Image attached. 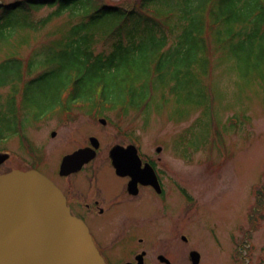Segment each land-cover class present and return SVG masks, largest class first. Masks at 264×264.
Listing matches in <instances>:
<instances>
[{
    "label": "trees",
    "instance_id": "1",
    "mask_svg": "<svg viewBox=\"0 0 264 264\" xmlns=\"http://www.w3.org/2000/svg\"><path fill=\"white\" fill-rule=\"evenodd\" d=\"M167 1L137 0L130 8L104 0L0 3V145L18 135L36 155L26 128L57 112L70 118L78 109L96 118L117 111L122 117L150 111L160 99L170 118L171 110L183 114L197 101L213 54L236 36L249 37L242 48L262 39L264 0ZM44 5L69 11V19L61 34L50 31L48 42L27 57L21 50L30 38L17 32L45 28L53 14L31 17ZM102 41L109 51L96 50ZM262 193L254 207L264 210Z\"/></svg>",
    "mask_w": 264,
    "mask_h": 264
},
{
    "label": "rangeland",
    "instance_id": "2",
    "mask_svg": "<svg viewBox=\"0 0 264 264\" xmlns=\"http://www.w3.org/2000/svg\"><path fill=\"white\" fill-rule=\"evenodd\" d=\"M104 1L130 8L137 0ZM157 7L163 8L161 4ZM50 14L54 16L41 31L17 32L18 36L27 34L30 38V44L21 50L27 57L48 42L50 31L62 33L59 28L65 27L70 13H58L57 5H44L33 10L31 17L40 19ZM259 36L264 43V27ZM248 38L247 34L236 36L232 46L213 54V69L199 85L197 101L187 104L183 114L171 110L170 118L157 99L153 108L143 114L131 112L120 117L117 111H108L106 115L111 120L102 125L88 113L75 109L70 118L57 112L51 118L29 124L26 135L42 149V165L50 169L63 153L88 143L91 135L103 143L99 161H106L109 148L123 142V132L134 130L142 148L161 158L171 179L183 183L189 195L183 202L176 183H169L174 213L168 223L157 224L158 235L170 230L179 238L175 242L180 249V235L185 233L190 242L189 248L184 249H197L202 255L200 264H248L251 258L250 263L264 264V210L261 205L254 207L257 191L264 192V44L258 39L252 47L242 48L241 42ZM95 48L109 51L111 46L102 41ZM250 51L254 52L251 56ZM53 130L57 131L56 136H52ZM22 145L18 135L3 145L13 156L0 171L24 164ZM159 145L163 147L161 152L156 151ZM102 175L109 180L107 191L118 192L119 182L113 173L105 167ZM122 211L118 207L113 215ZM125 211L132 212L133 207L126 205ZM107 218L94 225L99 232L105 226V241L112 228ZM180 253L174 251V264L186 260V250Z\"/></svg>",
    "mask_w": 264,
    "mask_h": 264
},
{
    "label": "flooded vegetation",
    "instance_id": "3",
    "mask_svg": "<svg viewBox=\"0 0 264 264\" xmlns=\"http://www.w3.org/2000/svg\"><path fill=\"white\" fill-rule=\"evenodd\" d=\"M90 137L88 143L63 153L55 167L50 169L43 167L42 157L40 161L34 163L30 150L25 148L24 164L18 168H37L54 181L65 194L72 214L81 218L89 227L107 264H174L175 250L181 253H185L186 250V260L183 264H190V254L193 249H184V246L188 247L190 242L185 233L180 235L183 243L180 249L179 243L175 242V239L179 238L174 236L170 230L165 234L161 232L158 235L157 233V224L168 223L174 213L173 195L168 185L175 182L177 193L185 202L189 195L183 183L171 179L168 168L161 165V158L145 151L141 142L125 136H122L123 142L117 144L121 146L123 153H126L129 145L136 144L140 162L125 155L129 157V163L123 167V173H118L113 164L111 157L113 146L108 150L109 157L106 161H99L102 145L98 149L97 156L86 162L80 169L61 171L64 156L78 148L89 146ZM9 160L1 163L0 168ZM104 166L119 182V191L114 194L107 191L106 180H109H105L102 175V171L105 170ZM13 168L4 167L0 174ZM153 169L157 173L159 183L151 182L154 177ZM126 205L132 206L133 211H125ZM118 207L123 208V211L113 215ZM106 217H109L106 220L112 228L111 236L105 241L102 238L106 234L105 226L99 232L94 225L100 224ZM117 252L122 255L118 256Z\"/></svg>",
    "mask_w": 264,
    "mask_h": 264
},
{
    "label": "water",
    "instance_id": "4",
    "mask_svg": "<svg viewBox=\"0 0 264 264\" xmlns=\"http://www.w3.org/2000/svg\"><path fill=\"white\" fill-rule=\"evenodd\" d=\"M101 121L107 122L104 118ZM52 135L55 136L56 131ZM91 141L92 146L65 156L62 170H77L95 157L100 141L97 137H92ZM161 149L158 147V151ZM128 150L123 153L119 145L112 149L118 172L123 173L129 157L139 162L135 147L130 146ZM8 157V153L0 152V162ZM192 256L193 264L199 263L200 253L193 251ZM0 264L106 262L85 222L71 213L62 191L35 169H15L0 175Z\"/></svg>",
    "mask_w": 264,
    "mask_h": 264
}]
</instances>
